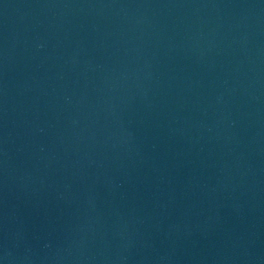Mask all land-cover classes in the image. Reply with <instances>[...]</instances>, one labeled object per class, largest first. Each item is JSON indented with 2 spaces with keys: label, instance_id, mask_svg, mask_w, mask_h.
Returning <instances> with one entry per match:
<instances>
[{
  "label": "water",
  "instance_id": "95a60500",
  "mask_svg": "<svg viewBox=\"0 0 264 264\" xmlns=\"http://www.w3.org/2000/svg\"><path fill=\"white\" fill-rule=\"evenodd\" d=\"M0 264H264V0H0Z\"/></svg>",
  "mask_w": 264,
  "mask_h": 264
}]
</instances>
